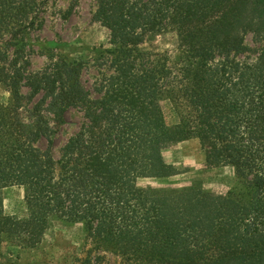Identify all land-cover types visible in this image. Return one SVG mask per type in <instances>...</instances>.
<instances>
[{
  "label": "trees",
  "instance_id": "trees-1",
  "mask_svg": "<svg viewBox=\"0 0 264 264\" xmlns=\"http://www.w3.org/2000/svg\"><path fill=\"white\" fill-rule=\"evenodd\" d=\"M43 5L0 0V84L9 92L0 189L22 187L27 205L17 217L0 203V245L34 247L59 220L82 222L123 264H264V0H99L93 18L112 47L98 53L92 90L84 59L47 53L50 63L32 69L35 46L50 44L31 38ZM167 32L175 61L143 47ZM65 125L74 131L56 145ZM191 139L207 167L234 169L235 187H137L177 175L163 147Z\"/></svg>",
  "mask_w": 264,
  "mask_h": 264
},
{
  "label": "rangeland",
  "instance_id": "rangeland-1",
  "mask_svg": "<svg viewBox=\"0 0 264 264\" xmlns=\"http://www.w3.org/2000/svg\"><path fill=\"white\" fill-rule=\"evenodd\" d=\"M41 1L44 5L38 15L42 17L43 24L41 28L32 30L31 38L39 43L50 44L48 48L35 46L36 53L31 55L32 69L41 70L50 63L47 53L84 59L87 61V68L83 81L92 90L95 80L97 83L101 81L96 67L100 63L98 53L101 48L112 47L109 29L104 22L93 18L99 0ZM71 9V13H68ZM247 39L252 44L251 35ZM176 44L175 34L167 32L152 37L143 47L152 51H165L175 61ZM8 99L7 88L0 84V104L6 103ZM165 111L169 121L173 122L174 114L168 104H165ZM79 115L77 111L71 110L67 117L74 123ZM62 131L66 134L59 137L56 145L74 131V126L65 125ZM162 153L164 160L177 168L178 174L164 178H139L136 181L139 189L147 186L180 188L189 186L193 181H200L208 192L224 195L237 185L231 166L207 167L196 139L168 143L163 147ZM0 203L6 215L24 217L27 214L25 191L22 187L14 185L1 188ZM105 246L98 234L87 231L82 222L66 223L57 220L53 221L42 240L34 247L22 248L14 242L3 241L0 245V264H82L87 258L99 264H123L121 255Z\"/></svg>",
  "mask_w": 264,
  "mask_h": 264
}]
</instances>
